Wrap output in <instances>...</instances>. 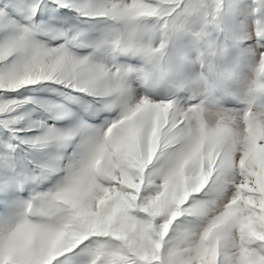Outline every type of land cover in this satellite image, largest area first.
Here are the masks:
<instances>
[{
	"label": "snow or ice",
	"instance_id": "snow-or-ice-1",
	"mask_svg": "<svg viewBox=\"0 0 264 264\" xmlns=\"http://www.w3.org/2000/svg\"><path fill=\"white\" fill-rule=\"evenodd\" d=\"M42 4L118 22L108 46L149 60L152 44L133 43L139 22L174 27L192 7L38 0L17 19L0 5V264H264V115L220 113L210 124L195 106L133 99L135 70L78 55L91 45L38 22ZM252 39L264 74V19ZM102 111L117 114L85 118Z\"/></svg>",
	"mask_w": 264,
	"mask_h": 264
},
{
	"label": "rangeland",
	"instance_id": "rangeland-1",
	"mask_svg": "<svg viewBox=\"0 0 264 264\" xmlns=\"http://www.w3.org/2000/svg\"><path fill=\"white\" fill-rule=\"evenodd\" d=\"M5 2L20 19L32 12L38 0H0V5ZM45 2L50 3V0ZM75 2L96 5L102 0ZM187 2L192 5L191 9L181 13L174 27L162 24L157 18L139 22L137 40L154 45L166 43L165 71L149 76L139 75L145 63L142 56L124 54L108 46V42L123 30L118 22L107 18L77 17L69 9L43 4L42 10L36 14V20L52 30L68 31L69 35L83 34L91 47L73 51L80 56L91 54L93 63L108 67L119 64L134 69L126 81L133 99L136 94L154 99H171L180 107L195 106L206 116L245 112L264 115V74L259 71L256 52L260 45L252 39L257 21L264 19V5L260 0H219L218 7L217 0ZM52 43H63V40ZM21 92L24 95L54 98V94L48 91L21 89ZM116 114L102 111L85 118L89 122L99 121L103 124ZM29 159L40 163L47 161L46 156L38 154ZM52 183L45 181L39 186H26L24 198L31 194L32 188L47 191ZM203 196L204 193H201L200 197ZM188 219L192 218L181 217L177 223L183 225Z\"/></svg>",
	"mask_w": 264,
	"mask_h": 264
},
{
	"label": "clouds",
	"instance_id": "clouds-1",
	"mask_svg": "<svg viewBox=\"0 0 264 264\" xmlns=\"http://www.w3.org/2000/svg\"><path fill=\"white\" fill-rule=\"evenodd\" d=\"M133 43L139 46L143 42L136 39L135 41H133ZM152 47L156 49V55L152 57L150 60L145 59L143 57L145 63L142 72L139 73V75L141 76L155 75L165 71L164 57H165L166 43L161 42L158 45L152 44ZM205 118L210 124L215 122V115H211V116L205 115Z\"/></svg>",
	"mask_w": 264,
	"mask_h": 264
}]
</instances>
